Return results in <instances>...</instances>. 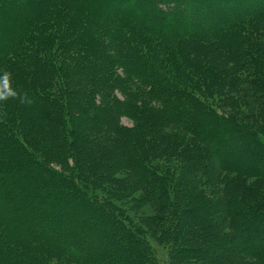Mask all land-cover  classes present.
Masks as SVG:
<instances>
[{
  "label": "trees",
  "instance_id": "16d2710c",
  "mask_svg": "<svg viewBox=\"0 0 264 264\" xmlns=\"http://www.w3.org/2000/svg\"><path fill=\"white\" fill-rule=\"evenodd\" d=\"M5 72L0 264H155L135 191L168 264H264V0H0Z\"/></svg>",
  "mask_w": 264,
  "mask_h": 264
},
{
  "label": "rangeland",
  "instance_id": "374dc122",
  "mask_svg": "<svg viewBox=\"0 0 264 264\" xmlns=\"http://www.w3.org/2000/svg\"><path fill=\"white\" fill-rule=\"evenodd\" d=\"M121 119H122V122L125 123L126 125H131V121L128 118L123 117ZM90 131H92V130L87 129L86 131H84L82 129V134H85V137H89V138L91 137L93 139L94 135L92 134V132L88 133ZM95 170H96V168H94V167L91 168V171L93 173L96 172ZM86 180L88 181V178H86ZM83 182H85V180H83ZM119 186H121V185H119ZM119 186H117L115 184L114 191H116L118 193H121V192H119L117 190L119 188ZM121 189L122 190H127L124 187H121L120 190ZM107 191H109V190L102 191V193L106 194V196H109L107 194ZM137 196L140 197L139 193L135 191V193H133L132 195L126 197L125 199H122V200H119V201L117 200V201H114V202L127 215V218H129V220H131V222L133 224L136 223L139 226L143 227V232H144L147 240L149 241V243L153 247V252L155 253V257H156L155 258L156 259L155 260V264H168L169 261H170L169 255H170V246L172 245L171 242L172 243H174V242L173 241H169V238L166 239L165 237H164V242H163L162 241L163 239L161 238L162 239L161 240L159 238L162 237V236H169V235H166V234H168L166 231H167L168 223L170 221H172L173 216L169 215V211H166V212L163 211L162 212L163 216L161 217V222L160 223H162V225L164 224L167 227H165L163 229L161 228L160 231L158 230V228H154V229L149 230L148 226L146 225L149 222L148 218L150 216H153V214H155V213L157 214L158 211H157V209H154V207L152 208V206L150 204L146 203L143 199L141 200L142 204L141 205L138 204L136 202V201H139V199H137ZM161 200H160V202H161ZM100 226H101V228H106L107 223H105L103 221L100 224ZM159 234H163V235L160 236ZM167 240H168V242H165ZM174 254L176 256L178 253L175 252V253H173V255ZM177 259L179 260L177 262V264H186L187 261H188L187 256H181L180 255V256H178Z\"/></svg>",
  "mask_w": 264,
  "mask_h": 264
},
{
  "label": "clouds",
  "instance_id": "9594fccd",
  "mask_svg": "<svg viewBox=\"0 0 264 264\" xmlns=\"http://www.w3.org/2000/svg\"><path fill=\"white\" fill-rule=\"evenodd\" d=\"M10 73L5 72L4 76L0 78V101H6L9 98H17L19 93L11 87Z\"/></svg>",
  "mask_w": 264,
  "mask_h": 264
}]
</instances>
